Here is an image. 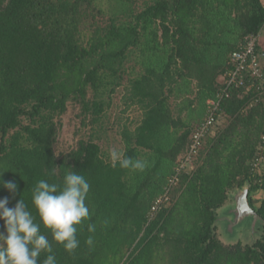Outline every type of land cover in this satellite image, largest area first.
<instances>
[{
	"label": "trees",
	"instance_id": "1",
	"mask_svg": "<svg viewBox=\"0 0 264 264\" xmlns=\"http://www.w3.org/2000/svg\"><path fill=\"white\" fill-rule=\"evenodd\" d=\"M135 1L120 0L130 8ZM98 16L93 0H0V180L18 185L15 194L0 186V198L30 206L37 181L61 183L66 168L85 176L91 216L77 226L74 252L52 241L57 264H264V226L251 246L223 245L214 226L229 192L246 182L248 202L264 221V199L258 207L252 200L255 191L264 195V175L250 169L264 134V97L250 106L254 89L229 91L222 123L169 189L166 206L152 211L219 92L232 52L264 29V5L152 0L125 16L130 21ZM125 76L127 100L143 114L132 132H122L123 154L145 155L144 170L112 167L94 135L58 150L67 104L79 106L82 127L94 125L104 109L99 97ZM193 114L195 125L188 123Z\"/></svg>",
	"mask_w": 264,
	"mask_h": 264
},
{
	"label": "clouds",
	"instance_id": "2",
	"mask_svg": "<svg viewBox=\"0 0 264 264\" xmlns=\"http://www.w3.org/2000/svg\"><path fill=\"white\" fill-rule=\"evenodd\" d=\"M109 158L112 167L140 171L146 167L144 161L133 160L115 149L109 151ZM66 169L61 183L37 181L30 206L19 198L10 207L8 197L0 198V264H57L52 241L69 253L79 247L77 226L90 219L86 199L91 186L84 175ZM4 172L0 171V177ZM0 186L12 194L18 189L14 180H0ZM42 229L51 235V241ZM88 231L94 232L95 225L89 224ZM92 243L89 236L86 244ZM42 253L46 255L41 260Z\"/></svg>",
	"mask_w": 264,
	"mask_h": 264
},
{
	"label": "rangeland",
	"instance_id": "3",
	"mask_svg": "<svg viewBox=\"0 0 264 264\" xmlns=\"http://www.w3.org/2000/svg\"><path fill=\"white\" fill-rule=\"evenodd\" d=\"M152 0H136L134 5L130 8L129 6L120 2V0H93V5L96 11L99 12V19L103 21H108L112 18H118L120 21H125L128 14H135L144 9L147 3H151ZM131 11V12H130ZM126 21H130L127 18ZM137 58H134L133 62L136 63ZM132 62V65L134 63ZM136 63L135 73L140 71V67ZM259 64L261 69H264V58L259 57ZM130 70H127V74ZM131 75V74H130ZM135 74L132 73L130 77ZM128 76H125L123 84L118 87H113L114 90L110 92L112 87L108 88L106 94L99 97L104 102V109L100 116V120L94 125H89L87 127L81 126L80 109L78 105L67 104V109L65 113L61 116V128L58 133V150L65 151L73 147L78 138H90L94 135V141L101 148V155L106 162H110L109 151L115 149L121 153L125 150V142L122 135L124 130L133 131L142 119V110L136 105H130L127 100V82ZM220 78V83H221ZM90 96V95H89ZM88 96V97H89ZM187 119V118H186ZM89 119L87 120V122ZM197 117L193 114L189 119L188 123L195 125ZM24 124L28 123L24 120ZM222 121L220 122V124ZM145 155H141L140 160L145 161ZM260 175H264V164H261V169L258 171ZM235 189H233L230 194H234ZM264 199V195L261 191H255L252 194L253 205L258 207L260 202ZM231 201L228 199L224 206L228 207ZM238 236L232 240L228 236L225 237L222 233L220 226L216 228V236L221 241L223 245H235L240 242L244 245H252L254 241L260 236H252L250 230L246 228L239 227L237 229Z\"/></svg>",
	"mask_w": 264,
	"mask_h": 264
},
{
	"label": "built area",
	"instance_id": "4",
	"mask_svg": "<svg viewBox=\"0 0 264 264\" xmlns=\"http://www.w3.org/2000/svg\"><path fill=\"white\" fill-rule=\"evenodd\" d=\"M259 34L251 35L246 40L244 46L238 51L232 52L229 59L230 68L227 69L221 77V87L214 99L207 101V115L192 135L191 143L187 152L179 159V165L168 180V187L165 193L160 196L152 206V211L160 209L168 203V191L177 185L179 175L182 171H187L190 167L192 158L197 154L203 139L209 135L214 128L222 121L221 102L229 97L231 89L245 88L246 90L254 89L256 96L254 103H257L264 97V73L259 64V56L256 52ZM264 161V134L261 136L257 145L256 154L250 163L251 172L255 173L261 169Z\"/></svg>",
	"mask_w": 264,
	"mask_h": 264
},
{
	"label": "water",
	"instance_id": "5",
	"mask_svg": "<svg viewBox=\"0 0 264 264\" xmlns=\"http://www.w3.org/2000/svg\"><path fill=\"white\" fill-rule=\"evenodd\" d=\"M248 193L249 184L246 182L241 188L235 189L234 194H228L231 201L228 207L223 206L216 211L214 226H220L223 235L228 236L229 240L238 236L239 227L250 230L252 236L261 234L264 221L250 206Z\"/></svg>",
	"mask_w": 264,
	"mask_h": 264
},
{
	"label": "crops",
	"instance_id": "6",
	"mask_svg": "<svg viewBox=\"0 0 264 264\" xmlns=\"http://www.w3.org/2000/svg\"><path fill=\"white\" fill-rule=\"evenodd\" d=\"M262 5H264V0H260ZM257 53L259 57L264 58V29H262L259 33L258 45H257Z\"/></svg>",
	"mask_w": 264,
	"mask_h": 264
}]
</instances>
